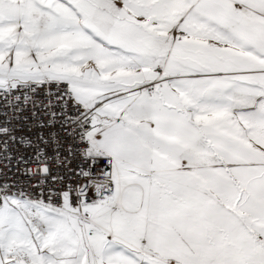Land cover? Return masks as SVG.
I'll return each instance as SVG.
<instances>
[{"label": "snow or ice", "instance_id": "6c2138e0", "mask_svg": "<svg viewBox=\"0 0 264 264\" xmlns=\"http://www.w3.org/2000/svg\"><path fill=\"white\" fill-rule=\"evenodd\" d=\"M0 109L85 161L0 181V264H264V0H0Z\"/></svg>", "mask_w": 264, "mask_h": 264}, {"label": "built area", "instance_id": "2783aa9c", "mask_svg": "<svg viewBox=\"0 0 264 264\" xmlns=\"http://www.w3.org/2000/svg\"><path fill=\"white\" fill-rule=\"evenodd\" d=\"M2 111V109H0ZM30 115V113H28ZM41 119H45V117H40ZM3 120V116H0V121ZM15 123H20L19 121H15ZM32 123L31 119H29L28 124L30 125ZM51 129L44 130V135L47 137L48 131ZM40 129L33 128H21L18 129L17 135H26L31 139H35L37 132H39ZM56 131H59V125L56 126ZM67 147V144L66 146ZM48 155L50 157H55V151L53 148L49 147L47 149ZM61 156L60 159H63L64 157H68V160L66 164L60 165L57 163V160L55 158L52 159L50 163V169L52 175L47 178L46 181H42L41 176L38 177H31L30 173H26L25 169H31L33 172L37 170V165L31 163L30 161H25L22 164H18L17 160L13 159L11 161H0V181H7L10 183H14L17 187H23L26 191H31L34 195L39 196L41 194L42 190L52 189L53 191L58 192L60 190V185L65 183V181H55L52 179L53 176H66V168L67 167H76L77 165L84 164L85 161L81 159H72L68 151L65 149H61ZM11 155H22L27 157L28 155H31L33 158H35V153L32 149L20 147V152L16 153L15 149L13 150V153ZM4 163H8L10 165L11 170L9 171L7 168H2V165ZM40 167H43L41 165ZM104 168L103 162H100L99 164H92V170L93 172H98L99 170ZM77 171L79 169L77 168ZM73 179H75V176H73ZM83 181H81L82 183ZM58 199V197H57Z\"/></svg>", "mask_w": 264, "mask_h": 264}]
</instances>
